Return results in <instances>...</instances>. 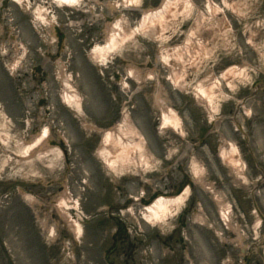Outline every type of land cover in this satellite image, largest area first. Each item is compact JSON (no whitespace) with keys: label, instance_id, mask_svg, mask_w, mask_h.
I'll return each mask as SVG.
<instances>
[{"label":"rangeland","instance_id":"1","mask_svg":"<svg viewBox=\"0 0 264 264\" xmlns=\"http://www.w3.org/2000/svg\"><path fill=\"white\" fill-rule=\"evenodd\" d=\"M162 1L83 0L73 8L52 0H6L2 10L0 0V264H244L242 256L264 264V83L234 117L244 125L245 137L231 118L222 121L252 94L253 81L264 79V0H192L191 13L164 30L165 38L136 33V43L126 42L104 64L89 57L95 45L104 44L109 24L123 18L131 28ZM208 1L218 7L215 15L207 12ZM36 8L47 10L48 24L34 21ZM223 18L230 27L218 35L216 21ZM52 25L65 37L60 52ZM190 29L202 32L206 45L196 62L186 65L178 88L157 56L163 47L180 44ZM42 38L50 57L42 79L32 82L23 75L29 58L19 52ZM231 67L242 69L243 78L222 79ZM133 68L139 79L129 76ZM66 76L81 95L80 110L61 100ZM213 78L220 80V90L209 108L195 95ZM158 92L177 112L183 136L178 129H158ZM125 113L151 156L145 169L113 171L96 156L102 132ZM45 127V151L24 153L27 141ZM191 133L193 143L189 140L182 153V140ZM226 143L237 148L243 177L221 162ZM61 144L68 149L67 164ZM173 149L174 158L164 159ZM191 158L204 170L200 181L190 173ZM182 173L190 181L183 203L170 207L160 223L146 222L143 206L158 195L177 196L157 192L179 182ZM62 192L78 200L77 208H64L79 226L78 235L55 208ZM221 204L231 209L229 225ZM111 212L119 218L107 220ZM115 231L120 233L106 256Z\"/></svg>","mask_w":264,"mask_h":264},{"label":"bare ground","instance_id":"2","mask_svg":"<svg viewBox=\"0 0 264 264\" xmlns=\"http://www.w3.org/2000/svg\"><path fill=\"white\" fill-rule=\"evenodd\" d=\"M17 1L19 3H25L24 1L27 0ZM52 1L60 6L75 8L83 0ZM123 1L126 5H131L137 2V0ZM223 1L226 2V0ZM111 8L114 9L112 5ZM193 8L194 4L192 0H163L157 8L143 12L137 24L131 28L126 26V22L125 20L123 21V18L118 19L116 16V21L109 24L107 30L105 31L106 40L104 44L95 45L89 51V57L95 61L97 65L104 64V62L111 58L115 51L122 48L126 42L132 40V43H136V33L147 34L148 36L155 37V39L165 38L166 36L163 34L164 30L169 28L173 30L174 23L176 24L177 21H180L185 16H188ZM206 9L210 16L215 15L218 11V7L213 5L210 1L207 2ZM36 11L37 12L35 14L39 22L41 24L47 22L48 24L47 18L44 17L46 9L43 10L41 8L36 9ZM203 19V17H200L201 21H203ZM222 23L224 26H222ZM216 24L218 27L216 29V33L218 35H221L222 29L226 30L230 27L229 23L226 22V18H223L221 21L217 20ZM51 28L53 29L54 26L52 25ZM194 31V29H190L188 33L185 34V38L180 44L172 47H163V51L157 56L163 64L169 67L168 79L175 87L178 88L182 87L184 84L183 76L186 72V65L195 63L202 51L205 49L206 44H204V42L206 39L203 41L204 39L199 37L202 32L196 35ZM212 39L215 38L213 37ZM24 55L25 52L23 51L21 58H23ZM178 60L180 63H178ZM185 60L187 63H185ZM16 63L17 62H15V65L12 64V67L17 66ZM128 74L130 77L139 79V72L135 68L128 70ZM244 75L245 73H243L242 69L238 67H231L221 75V78L228 80V83H230L232 81L231 79L236 77L243 78ZM64 81V90L61 95L62 102L65 105L76 107L77 110H80L79 107L82 101L81 95L70 82L69 76H66ZM203 81L205 80L200 81V83ZM205 82L206 84H202L197 87L195 96H197L198 101L205 107L213 108L215 104L214 99L218 97L216 94H219L220 80L213 78V80H207ZM124 85L126 86V82ZM154 102L160 112L159 129L170 128L172 130L178 129L183 131L177 112L172 107H169L165 98L159 92L154 94ZM247 113L249 112L247 111ZM231 119H233V114ZM102 133L101 144L99 149L96 151V156L110 170L119 172L129 171V166L133 167L132 170H136L138 167L145 169L147 164H150L148 159L151 158V156L149 154H145L146 146L143 142V138L139 136L137 129L130 121L127 113L123 114L119 123L107 130H104ZM48 134L49 130L47 127L43 128L40 133H35L32 136V139L27 141L24 153H29L30 156L35 153L42 154L45 151L44 144L47 142ZM219 158L223 164L229 167L235 177L244 176V165L239 158V153L235 145L232 143H226V145H224L219 151ZM190 169V173L192 174L194 180L200 181L204 175V170L200 165H198L194 158H191ZM188 190L189 186L185 187L180 194L174 197H166L163 195L156 196L151 203L142 208V217L148 223H160L170 210V207L175 209L179 208L185 200ZM166 194L175 195L176 193L170 192ZM216 199L220 202V198ZM78 204V200L70 199L66 192H62L59 195L55 207L62 214V216L66 218L69 226L73 228L76 235L80 234V228L70 219V217H67L64 208H77ZM128 209L129 211H132V208ZM230 212L231 209L229 206L221 204V217L227 224H229ZM53 231L52 227H50L49 235H51Z\"/></svg>","mask_w":264,"mask_h":264},{"label":"flooded vegetation","instance_id":"3","mask_svg":"<svg viewBox=\"0 0 264 264\" xmlns=\"http://www.w3.org/2000/svg\"><path fill=\"white\" fill-rule=\"evenodd\" d=\"M58 34V45H59V40L62 36V33L60 31L57 32ZM41 37V36H39ZM29 58V64L31 66V71L30 72H25L24 78L29 79L31 81L40 79L41 76L43 77V71L41 68L44 66L43 64L45 61L49 60V46L44 42V40H39V45L34 46V47H29L26 48L24 58ZM42 79V78H41ZM187 145V140L185 142L181 143V152L184 153L186 151L185 147ZM187 153V152H186ZM182 167H180V170ZM179 170V169H178ZM184 173V171H183ZM182 173V178L180 179L179 182L176 181V183L173 182L168 187V191L174 192V193H179L180 191L183 190V188L189 184V179H187L186 175ZM119 232V231H118ZM117 232V235H118ZM116 235V237H117ZM229 259V258H228ZM245 260L244 264H250V257H242V260ZM231 264V262L229 263Z\"/></svg>","mask_w":264,"mask_h":264}]
</instances>
